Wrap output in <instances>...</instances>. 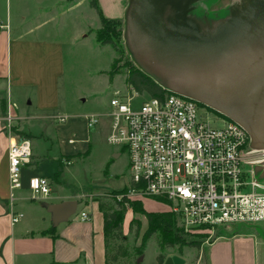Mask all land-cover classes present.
I'll return each mask as SVG.
<instances>
[{"label": "crops", "instance_id": "0c3cea01", "mask_svg": "<svg viewBox=\"0 0 264 264\" xmlns=\"http://www.w3.org/2000/svg\"><path fill=\"white\" fill-rule=\"evenodd\" d=\"M96 1L105 18L124 22L129 0ZM92 12L89 0H0V19L6 26L0 29V264L106 263L103 217L91 197L107 191L70 195L60 188L63 170L72 166L76 156L89 153V147L79 151L73 146L77 141L70 133V123L78 115L68 113L69 101L61 96V82L67 49L74 51L88 39L96 41L100 21L98 27L89 23ZM93 115L99 116V123L92 128L87 127L90 115L81 119L88 131L96 127L95 133H105L108 150L103 166L108 174L120 159V149L107 142L108 113ZM12 137L30 142L20 188L14 191L9 188L7 155ZM65 158L69 165L64 164ZM32 177L47 178V197H31L28 183ZM127 184L128 177L120 190ZM79 197L89 198V204ZM68 200L77 201L75 214L54 224L49 206ZM82 212L87 220H81ZM14 213L23 218L12 224ZM258 254L255 236H225L207 245L206 264H259ZM196 264H201L200 258Z\"/></svg>", "mask_w": 264, "mask_h": 264}, {"label": "built area", "instance_id": "2783aa9c", "mask_svg": "<svg viewBox=\"0 0 264 264\" xmlns=\"http://www.w3.org/2000/svg\"><path fill=\"white\" fill-rule=\"evenodd\" d=\"M5 27L0 19V29ZM133 99L116 92L108 113L107 142L128 155L125 198L166 203L182 231L204 236L202 246L241 235L231 232L233 225L264 224V181L254 172L264 159H253L258 151L239 125L225 119L215 127L202 116L204 107L175 94L148 96L138 109L132 108ZM98 123L99 116L87 117L88 128ZM9 141V188L14 191L20 188L30 142ZM28 186L34 199L50 194L47 178L32 177ZM22 218L14 213L11 222ZM80 218L87 220L88 215L82 212Z\"/></svg>", "mask_w": 264, "mask_h": 264}, {"label": "water", "instance_id": "95a60500", "mask_svg": "<svg viewBox=\"0 0 264 264\" xmlns=\"http://www.w3.org/2000/svg\"><path fill=\"white\" fill-rule=\"evenodd\" d=\"M199 0H129L124 40L140 70L163 90L239 125L264 152V0H235L218 17L197 16ZM264 181V161L255 166ZM77 201L49 206L53 223ZM142 258H139L138 262ZM177 257L164 264H183Z\"/></svg>", "mask_w": 264, "mask_h": 264}, {"label": "rangeland", "instance_id": "374dc122", "mask_svg": "<svg viewBox=\"0 0 264 264\" xmlns=\"http://www.w3.org/2000/svg\"><path fill=\"white\" fill-rule=\"evenodd\" d=\"M234 1L201 0L196 4L195 12L207 17L222 16L228 11ZM92 13L93 19L91 20L88 15V21L93 26L98 27L97 13L94 9ZM68 31H70V28ZM118 44L121 46L122 56L118 59L116 66L124 68V65L129 66V62H133L136 65L125 44L124 29L123 41L118 42ZM116 57L110 45H98L94 38L81 42L74 51L67 49L65 54L66 73L61 82V96L63 95L64 100L69 101L68 113L70 115H78L70 123V133L77 141L73 146L79 151L89 147V153L86 157L83 155L76 156L72 166L63 170L60 188L70 195H90L91 193L107 191L103 195L115 194L127 207L128 214L126 216H128H125L122 229L124 238L115 242V245L122 246L127 251V256L120 257L116 263L109 261V264H157L156 258L159 255L163 256V264L168 258L173 256L186 259L188 264H196L200 258L201 264H206L207 245L209 244L202 246L203 241H205L204 236L197 238L196 235L182 231L186 241L194 239L200 241V250L180 245L172 248H161L157 240L158 233L149 239H145L148 229L147 219L143 214H133L130 205L132 206L139 201L144 214L151 213L154 215L169 212L168 206L160 201L124 197L126 187L122 190L120 189L125 185V179L128 177V155L126 153L119 151L120 159L116 161L113 167H110L108 174L104 173L103 162L108 150L105 142V133L104 131L99 134L95 133L97 132L96 127L88 131L81 118L87 115L109 113V102L116 92H120L121 96L133 95L132 108L134 109H138L142 102L148 99L147 94H138L127 88L125 74L116 75L112 80L109 79L107 72ZM204 109L202 116L206 117L213 126L220 127L223 125L225 117L206 107ZM253 159H264V152L258 151L254 153ZM114 175H118L119 178ZM79 199L86 205L90 202L87 197H79ZM128 219L129 222L126 223ZM131 220L134 222L132 225H130ZM175 227L181 229L178 222ZM230 228L232 233L255 236L259 243L258 261L259 264H264V224H238ZM228 236H231V234ZM138 250L141 255L138 254ZM107 253L109 256L113 254V244L109 245ZM139 258H142L140 262H138Z\"/></svg>", "mask_w": 264, "mask_h": 264}, {"label": "trees", "instance_id": "16d2710c", "mask_svg": "<svg viewBox=\"0 0 264 264\" xmlns=\"http://www.w3.org/2000/svg\"><path fill=\"white\" fill-rule=\"evenodd\" d=\"M72 1V0H68ZM89 5L95 10L100 21V28L95 31L96 41L100 45H110L116 54V58L111 64L110 70L107 72L109 79L112 80L116 75L125 74V84L131 91L138 94H147L151 98H162L171 93L163 90L149 76L140 70L133 62H129V66H116L118 59L122 56V49L118 42L123 41L124 22L118 19L105 18L96 0H89ZM200 105V104H199ZM204 107L203 105H200ZM69 160V158H65ZM92 201L96 202L99 211L103 217V232L104 243L106 249V263L109 261L116 263L120 257H126L127 251L122 246L115 245V242L121 241L124 238L122 229L127 213V207L121 201L116 199V195H94ZM109 200V201H108ZM133 214L145 215L148 223V229L145 234V239H149L154 234H157L158 244L161 248H172L174 246H187L188 248L201 249L199 240L186 241L181 229L175 227L177 218L170 212L154 215L151 213L144 214L141 202L137 201L132 206L130 205ZM134 222L131 220L130 225ZM138 224V222H136ZM202 238L203 236H197ZM110 244H113V254L108 255L107 249ZM138 254L141 252L138 250ZM157 264H163V256L159 255L156 258Z\"/></svg>", "mask_w": 264, "mask_h": 264}, {"label": "flooded vegetation", "instance_id": "af4514ba", "mask_svg": "<svg viewBox=\"0 0 264 264\" xmlns=\"http://www.w3.org/2000/svg\"><path fill=\"white\" fill-rule=\"evenodd\" d=\"M200 1H201V0H200ZM200 1H199V2H200ZM199 2H197V3H199ZM197 3H196V4H197ZM196 4H195V8H194L193 14L199 15V14H197V13L195 12V10H196V6H197Z\"/></svg>", "mask_w": 264, "mask_h": 264}]
</instances>
